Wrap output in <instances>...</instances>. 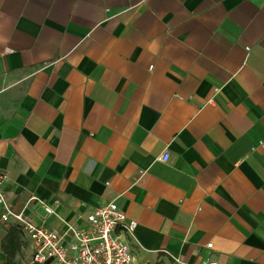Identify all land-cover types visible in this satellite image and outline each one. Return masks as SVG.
Returning <instances> with one entry per match:
<instances>
[{
  "label": "crops",
  "instance_id": "crops-1",
  "mask_svg": "<svg viewBox=\"0 0 264 264\" xmlns=\"http://www.w3.org/2000/svg\"><path fill=\"white\" fill-rule=\"evenodd\" d=\"M0 170L60 232L31 195L116 201L134 264H264V0H0Z\"/></svg>",
  "mask_w": 264,
  "mask_h": 264
},
{
  "label": "built area",
  "instance_id": "built-area-1",
  "mask_svg": "<svg viewBox=\"0 0 264 264\" xmlns=\"http://www.w3.org/2000/svg\"><path fill=\"white\" fill-rule=\"evenodd\" d=\"M168 151L160 159L167 161ZM6 175L0 170V220L19 223L29 240L31 264H134V253L123 234L132 235L137 222L112 200L87 214V226L76 227L62 219L56 211L59 200L53 204L31 195L28 203L38 201L48 215H55L65 224L60 232L44 222H33L24 211L9 203L3 186ZM208 246H212L209 243Z\"/></svg>",
  "mask_w": 264,
  "mask_h": 264
},
{
  "label": "trees",
  "instance_id": "trees-1",
  "mask_svg": "<svg viewBox=\"0 0 264 264\" xmlns=\"http://www.w3.org/2000/svg\"><path fill=\"white\" fill-rule=\"evenodd\" d=\"M7 232L0 240V251L5 259L0 264H31L25 257L29 249V240L19 223H7Z\"/></svg>",
  "mask_w": 264,
  "mask_h": 264
},
{
  "label": "rangeland",
  "instance_id": "rangeland-1",
  "mask_svg": "<svg viewBox=\"0 0 264 264\" xmlns=\"http://www.w3.org/2000/svg\"><path fill=\"white\" fill-rule=\"evenodd\" d=\"M45 211V210H44ZM45 213H46V211H45ZM47 214V213H46ZM25 257H26V259L28 260V256H29V253H28V251L26 250L25 251ZM42 264H46V263H42ZM48 264V263H47ZM49 264H52V263H49Z\"/></svg>",
  "mask_w": 264,
  "mask_h": 264
}]
</instances>
